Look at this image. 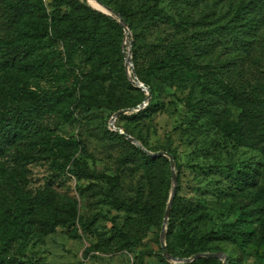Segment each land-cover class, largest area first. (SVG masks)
<instances>
[{
    "label": "rangeland",
    "instance_id": "rangeland-1",
    "mask_svg": "<svg viewBox=\"0 0 264 264\" xmlns=\"http://www.w3.org/2000/svg\"><path fill=\"white\" fill-rule=\"evenodd\" d=\"M14 1L0 0V37L4 38L0 44L1 60L6 59L10 53L7 47L11 43L28 39L27 27L46 21L53 12L49 0H30L32 12L22 19L19 27H15L9 15ZM96 1L86 2L98 12L107 15L111 13L107 11L108 7L98 1L99 5ZM199 1L160 0V7L164 8L166 14L186 23L187 29L180 31L160 26L147 37V42L156 44L159 52L169 43L183 46L190 57L191 75L186 78L189 88L184 94L178 90L171 91L176 97L169 98L167 108L156 114L151 122L136 126L129 121L120 122V116L113 121L116 113L110 115L105 109L95 111L94 115L75 111L65 116L62 113L65 108L61 106L55 116L42 124L41 130L54 137L82 143V146L74 149V159L68 161L57 156V152L31 159L26 146L11 150L1 159L4 169H0V218H7L9 212L13 213L19 207L29 215L28 226L11 241L9 257L30 260L32 264H164L163 259L170 264H193L201 259L189 262L168 259L161 247L163 225L161 230L151 227L142 232L136 215L113 206L112 200L107 197L109 184L106 177H118L123 195L132 198L143 189L147 196L151 181L137 164H120L126 151L118 141L107 138V128L119 134L124 133L126 126L137 133L141 131L151 150L139 141L138 145L128 141L151 158L166 157L170 161L169 157L156 154L167 153L168 149L174 151L177 161L183 166L180 172L182 197L197 199V188L205 187L209 180H225L224 176L214 175L209 170L208 175L196 173L194 167L197 165L212 168L219 164L221 169L228 166L230 170V166L243 169L258 163L262 169V177L255 189L264 187V154L250 148L234 147L220 131L202 128V122H197L184 102H180V98L186 97L190 89L195 91L193 100H197V85L209 81L215 85L221 83V88L225 91H242L249 96L254 93L264 99V0H256L258 8L243 14V22L254 16L259 17L258 22L253 25L251 35L243 33L238 26L241 21L237 16L243 2L248 3L250 0ZM132 41V33L130 32L128 39L125 34L122 45L125 66L129 49L132 53ZM60 49L57 45L53 49L38 51L20 65L12 66L10 74H7V67L0 66V106L5 104L3 93L11 86L19 87V93L24 96L32 92L54 91L71 85L76 75L90 74L95 70L86 63L82 55L77 56L73 67L65 66L66 56L57 52ZM132 64L127 70V78L131 82L139 81L134 69L133 53ZM99 82L104 88L110 85L108 81ZM135 85L140 88L137 83ZM79 97L80 94L77 93L68 102L67 108L71 102H77ZM139 107L123 115L131 116L141 110ZM226 107L229 118L233 122L238 121L240 109L232 100ZM83 145L86 151L83 150ZM76 159L87 163L89 172L94 177L77 178L69 173L59 175L53 169L54 164L66 162L68 169H73ZM170 168L172 171L171 163ZM178 182L177 177V188ZM42 196L50 199L51 208L60 215H67L68 210L75 208L76 223L61 225L53 233L44 235L37 225L39 214H43V211L42 206L36 202ZM170 197L172 198V191ZM260 198L253 192L237 194L233 204L228 206V216L219 215L217 229L218 226L231 223L239 229L257 233L250 242L246 238H240L237 245L222 243L226 254H220L230 256L234 264H264V198L262 201ZM220 204V200H214L211 207ZM167 210L168 207L165 217ZM118 230L129 233L138 242L124 243L116 237ZM166 240L167 229L165 243ZM3 247L0 238V252Z\"/></svg>",
    "mask_w": 264,
    "mask_h": 264
},
{
    "label": "trees",
    "instance_id": "trees-1",
    "mask_svg": "<svg viewBox=\"0 0 264 264\" xmlns=\"http://www.w3.org/2000/svg\"><path fill=\"white\" fill-rule=\"evenodd\" d=\"M49 1L53 8L50 18L27 27L28 39L11 43L7 47L10 53L6 59H0V66L7 67V74H10L12 66L20 65L23 60L29 59L40 50L53 49L59 45L62 50L57 52L66 56L65 66L73 67L77 56L82 55L86 63L95 70L90 74L76 75L74 82L66 88L32 92L24 96L19 93V87L11 86L5 91L7 94L3 93L5 104L0 106V169H4L1 159L11 150L23 146L28 148L31 159L55 152L59 154L57 156L68 161L75 158L74 149L82 146V143L54 137L41 130L42 124L55 116L61 106L65 108V112L61 111L65 116L75 111L94 115L95 111L103 109L113 115L122 110L133 111L147 101V93L127 78L122 48L125 36L122 21L132 33L133 63L137 77L152 93V98L146 108L131 116L121 115L119 121H129L136 126L145 125L167 108L169 98L176 97L171 91L178 90L184 94L189 88L186 78L191 75V62L183 46L169 43L159 52L156 44L147 42V37L160 26L180 31L187 29L186 23L166 14L164 8L160 7V0H98L112 10L108 15L94 10L84 0ZM31 4L30 0L14 1L9 15L15 27H19L22 19L32 12ZM257 8L258 2L250 0L248 3L244 1L241 10L237 11L239 22L241 21L238 26L246 35L252 34L253 25L258 22L259 17L254 16L243 22V14ZM3 41L4 38L0 37V44ZM99 80L110 82L109 87L104 88ZM221 86V83L215 85L210 81L201 82L197 85V100H193L195 91L190 89L186 97L180 98V102H184L197 122H202V128L220 131L234 147L250 148L264 154V99L254 93L249 96L242 91H225ZM77 93L80 94L79 100L71 102L67 108L68 102ZM231 100L241 111L238 121L234 122L227 115L226 105ZM125 128L124 134L151 150L141 131L137 133L130 127ZM105 134L108 139L118 141L125 149L126 153L120 159V164H137L151 181L147 196L143 189L132 198L123 195L118 177L108 176L107 197L112 200L116 209L137 216L140 231H148L151 227L161 230L172 191L170 161L166 157H149L141 148L131 144L123 134L114 133L108 128ZM82 148L86 151L85 145ZM166 152L174 158L179 181L167 224L165 245L167 244L169 254L173 258L226 254L222 247L223 242L237 245L240 238H246L250 242L257 234L256 231L239 229L231 223L218 226V229L216 226L219 215L228 216V206L233 204L237 194L253 192L258 197L261 196L259 200H263L264 187L255 189L262 177L260 165L257 163L243 169L230 166V170L228 166L221 169L219 164L212 168L197 165L194 167L196 173L208 175L209 170L214 175L224 176L225 180H209L205 187L197 188V199H188L180 196V172L183 166L177 161L174 151L168 149ZM74 166L75 168L68 169V162L56 163L53 169L59 175L69 173L77 178L94 177L89 172L88 164L80 159L74 161ZM37 199L36 204H40L43 211V214H39L37 225L44 235L53 233L61 225L76 223L75 208L68 210L67 215H60L51 208L49 198L42 196ZM214 200H220L221 204L212 208L211 203ZM7 215V218H0V238L4 246L0 252V264H32L30 260L9 257L11 241L28 226L29 215L21 207ZM116 237L126 244L138 242L137 238L119 230L116 231ZM227 258L228 264H234L230 256ZM163 262L170 264L165 259ZM195 263L223 264V261L218 258H201L193 264Z\"/></svg>",
    "mask_w": 264,
    "mask_h": 264
},
{
    "label": "water",
    "instance_id": "water-1",
    "mask_svg": "<svg viewBox=\"0 0 264 264\" xmlns=\"http://www.w3.org/2000/svg\"><path fill=\"white\" fill-rule=\"evenodd\" d=\"M84 1H87V2H90V1H93V0H84ZM96 1V0H95ZM97 4L101 5L98 1H96ZM107 11L108 12H111L112 11L110 9L107 8ZM121 25L124 27V30H125V34H126V38L128 39L130 37V31L128 29V26L126 25L125 22H121ZM132 53H131V49H129V53L127 55V58H126V67H127V70L130 69V67L132 66ZM134 75H135V72H133ZM135 83H137V85L142 88L148 95L147 97V101L139 107V109H143L145 108L149 101L151 100L152 98V93L141 83L139 82L138 80H133ZM132 110H122L120 112H118L114 118H113V121L123 115V114H126L128 112H131ZM122 134L125 136V138L135 144H139L137 142V140H135L134 138H132L131 136L129 135H126L122 132ZM157 156H167L169 157L170 159V163H171V167H172V198H171V201L169 203V206H168V210H167V214H166V217H165V220H164V224H163V228H162V236H161V247H162V250H163V253L167 256L168 259H171V260H177V261H182V262H189V261H193V260H196L198 258H218V259H221L223 261V264H228V258L222 254H201V255H196L190 259H187V260H180V259H175L173 258L169 252L167 251V248H166V245H165V234H166V229H167V224H168V221H169V216H170V211H171V208H172V204H173V201H174V198L176 196V191H177V173H176V166H175V161H174V158L172 155L168 154V153H164V152H160V153H157L156 154Z\"/></svg>",
    "mask_w": 264,
    "mask_h": 264
}]
</instances>
